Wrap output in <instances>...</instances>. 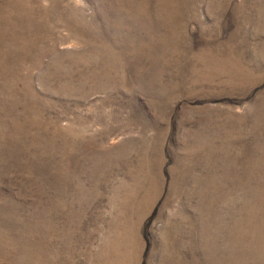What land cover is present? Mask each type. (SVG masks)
<instances>
[{
	"label": "rangeland",
	"instance_id": "374dc122",
	"mask_svg": "<svg viewBox=\"0 0 264 264\" xmlns=\"http://www.w3.org/2000/svg\"><path fill=\"white\" fill-rule=\"evenodd\" d=\"M0 264H264V0H0Z\"/></svg>",
	"mask_w": 264,
	"mask_h": 264
}]
</instances>
